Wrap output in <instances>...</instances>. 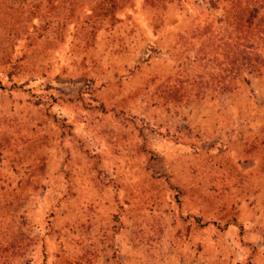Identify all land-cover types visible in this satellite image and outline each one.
<instances>
[{"label": "rangeland", "instance_id": "rangeland-1", "mask_svg": "<svg viewBox=\"0 0 264 264\" xmlns=\"http://www.w3.org/2000/svg\"><path fill=\"white\" fill-rule=\"evenodd\" d=\"M230 10L0 0V264H264V72L216 90Z\"/></svg>", "mask_w": 264, "mask_h": 264}, {"label": "trees", "instance_id": "trees-1", "mask_svg": "<svg viewBox=\"0 0 264 264\" xmlns=\"http://www.w3.org/2000/svg\"><path fill=\"white\" fill-rule=\"evenodd\" d=\"M229 16V30L225 33V45L229 48L224 55L231 69L228 81L220 80L216 85V90L222 92L234 91L235 81L244 70L264 72V0H231ZM210 52L211 56L213 50Z\"/></svg>", "mask_w": 264, "mask_h": 264}]
</instances>
